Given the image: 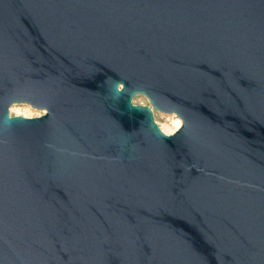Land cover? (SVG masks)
Masks as SVG:
<instances>
[{"label":"water","instance_id":"water-1","mask_svg":"<svg viewBox=\"0 0 264 264\" xmlns=\"http://www.w3.org/2000/svg\"><path fill=\"white\" fill-rule=\"evenodd\" d=\"M0 264H264V0H0Z\"/></svg>","mask_w":264,"mask_h":264},{"label":"rangeland","instance_id":"rangeland-1","mask_svg":"<svg viewBox=\"0 0 264 264\" xmlns=\"http://www.w3.org/2000/svg\"><path fill=\"white\" fill-rule=\"evenodd\" d=\"M134 102L136 104H143V105L149 104L148 99L144 95H137L134 98ZM10 110L13 116L23 115L27 117L40 116L46 112L45 110L35 109L27 103L14 104L11 106ZM155 116H156V121L161 126L162 130L168 134H172L176 131L174 120L179 119L182 125V120L178 118L175 113H164L161 111H155Z\"/></svg>","mask_w":264,"mask_h":264},{"label":"bare ground","instance_id":"bare-ground-1","mask_svg":"<svg viewBox=\"0 0 264 264\" xmlns=\"http://www.w3.org/2000/svg\"><path fill=\"white\" fill-rule=\"evenodd\" d=\"M13 108H14V107H13ZM174 124H175V126H176V129H175V130H177L179 127H181V121H180L179 119L174 120Z\"/></svg>","mask_w":264,"mask_h":264}]
</instances>
